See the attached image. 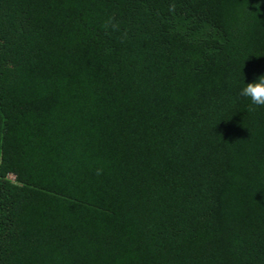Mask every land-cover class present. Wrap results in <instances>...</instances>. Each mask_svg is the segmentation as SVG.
I'll use <instances>...</instances> for the list:
<instances>
[{"label":"trees","instance_id":"16d2710c","mask_svg":"<svg viewBox=\"0 0 264 264\" xmlns=\"http://www.w3.org/2000/svg\"><path fill=\"white\" fill-rule=\"evenodd\" d=\"M260 75L264 0H0V264H264Z\"/></svg>","mask_w":264,"mask_h":264},{"label":"clouds","instance_id":"9594fccd","mask_svg":"<svg viewBox=\"0 0 264 264\" xmlns=\"http://www.w3.org/2000/svg\"><path fill=\"white\" fill-rule=\"evenodd\" d=\"M239 94L247 98L251 105L264 107V75H260L255 81L246 83ZM100 173L101 170L98 169L97 174Z\"/></svg>","mask_w":264,"mask_h":264}]
</instances>
